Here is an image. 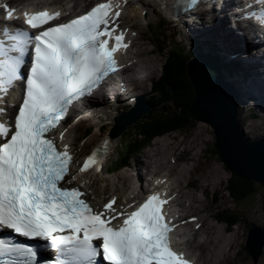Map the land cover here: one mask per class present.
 <instances>
[{
    "label": "snow or ice",
    "instance_id": "6c2138e0",
    "mask_svg": "<svg viewBox=\"0 0 264 264\" xmlns=\"http://www.w3.org/2000/svg\"><path fill=\"white\" fill-rule=\"evenodd\" d=\"M196 4L188 0L187 7ZM0 7L5 20L13 18L7 4ZM113 7L96 3L61 22H54L57 12H25L27 30L0 29V93L16 84L21 88L20 102L11 106L13 115L0 119V233L7 230L38 242L0 238V264H190L170 244L172 225L162 211L166 200L150 193L119 211L115 198L94 209L72 184L76 176L68 145L58 148L49 135L74 101L90 95L116 70L113 54L127 45L122 32L115 34L119 12L113 14ZM260 19L264 21V0ZM26 63L30 67L25 71ZM5 112L0 107V115ZM107 144L105 140L103 148ZM103 148L92 150L78 172L93 166L99 170ZM46 249H54L57 258L41 261L38 250Z\"/></svg>",
    "mask_w": 264,
    "mask_h": 264
},
{
    "label": "rangeland",
    "instance_id": "374dc122",
    "mask_svg": "<svg viewBox=\"0 0 264 264\" xmlns=\"http://www.w3.org/2000/svg\"><path fill=\"white\" fill-rule=\"evenodd\" d=\"M155 19L156 17L153 18L152 20L155 21ZM126 23L128 24V21H126ZM179 47L185 48L186 52L190 51L189 47L181 46V45H179ZM168 48L169 46H166L164 49V52H166ZM164 57H165V54L157 56L156 59L158 61H156V64H159L161 66V64L164 62ZM149 65L154 67L152 63H150ZM158 72H159V69L156 72H154L153 78L155 79L157 78ZM149 94H147L146 97ZM238 110L242 113V115L245 114L243 113L242 105L238 106ZM155 113L161 116L160 111H156ZM242 115L238 114L241 125H243L244 123H252L256 127L262 126V123L260 122H255L251 119H243V118L241 119ZM84 123H86V126H89V122H84ZM132 125L128 127L129 131L126 133V135L122 137V140L123 138L128 137L131 133L135 132L136 122L134 124L135 126L134 125L132 126ZM193 125H194L193 128L183 133H178L177 131L166 133L162 135V137H158L157 140H165L166 138L169 139L172 135L177 136L179 141H181V148L183 144L185 145V148L187 149L186 150L187 155L189 154V156L193 155L194 157L198 159L200 158L198 167L195 164L196 172L197 171L198 173L200 171L203 173L211 172V174L213 175V178H214L213 184L210 185V188H208L207 190V195L209 197L207 196L205 197V195L201 194L200 191H197V193H199L202 197H205L207 199V202L208 200H210L211 202L210 206H213V207H210L211 210H215V211L224 210L225 213L228 211L234 216L235 219L238 220L237 223L233 225V228L238 229V233H235L237 230L234 229L233 231H231V234L229 235L231 238V243L227 249H228V257L230 256L231 261L230 262L228 261L229 262L228 264H264V249L261 255L259 256L258 260L256 262H253L252 257L248 254V252H246V249L244 248L245 243H246V238H247V231L253 225L260 226L264 230V186H261L260 184L254 182L253 185L255 188H257V193L255 195H253L252 197H248V199L243 200L242 202L232 200L231 197L229 196V193L225 191V185L227 184V179L230 176V172L222 164V162L220 161V158L217 155H214L213 153L214 137H213V132H212L211 127L207 123L197 121V120L196 122H193ZM86 126H80L79 124L77 125V127H75L79 135L82 133L83 129ZM114 127L115 125L112 121L109 125L103 127L102 133L105 134V136H108V134L112 133V130ZM98 133L99 132L95 129V131L92 134V139H91L90 144L99 140L101 135H98ZM246 135H251L250 136L251 139L253 138L263 139L264 141V130H260V131L252 130L250 134L246 132ZM179 136H182L183 139L179 138ZM171 141L172 139H170V142ZM83 142L84 140H80L79 145L81 146ZM115 148L117 150H121V145L119 141L116 143ZM176 163L177 161L174 162V165H176ZM180 163L184 164L187 168H192L189 163L184 161V159H180L178 164L175 167L180 166ZM124 172L130 175H132L133 173V171L130 170V168H124L123 170H121L120 175H122V173ZM187 174L188 173L186 172V176H188ZM94 176L97 177V181H98L97 185L100 186V185H105L103 180H106L108 182L109 179H114L117 176V174H101L100 177H98L95 174ZM196 177H197V174L192 175V178H196ZM198 178L201 181L203 180L205 184L207 183L204 175H199ZM106 185L108 186V184ZM212 191L215 192L216 194L213 193ZM203 211L205 212V215H207L208 211L207 210H203ZM201 212H198V214ZM212 221L216 222L215 220H212ZM218 224L222 226L225 225L223 223H218ZM210 246H212V243H210ZM221 262H223V264H227V262L223 260H220L219 264Z\"/></svg>",
    "mask_w": 264,
    "mask_h": 264
},
{
    "label": "water",
    "instance_id": "95a60500",
    "mask_svg": "<svg viewBox=\"0 0 264 264\" xmlns=\"http://www.w3.org/2000/svg\"><path fill=\"white\" fill-rule=\"evenodd\" d=\"M191 71L192 65L189 66V75L193 80L196 97L188 107L189 112L198 121L211 126L214 146L232 174L264 186V143L244 138L231 94L206 68L201 69V82L195 79V74ZM141 102L138 99L133 109L134 116L125 121V124L121 119L118 120V125H123L120 132L146 113L147 109H140ZM246 246L253 262H256L264 246V231L260 227L255 226L248 231Z\"/></svg>",
    "mask_w": 264,
    "mask_h": 264
},
{
    "label": "bare ground",
    "instance_id": "6f19581e",
    "mask_svg": "<svg viewBox=\"0 0 264 264\" xmlns=\"http://www.w3.org/2000/svg\"><path fill=\"white\" fill-rule=\"evenodd\" d=\"M161 1L162 3H164L165 11H167L168 5H171V3L169 2V0H161ZM137 2H140L142 8H140V10L135 9L134 11H135L136 16L141 17V9L149 6V3L148 1H135L134 3H137ZM246 8H251V7L246 6ZM212 18H214L215 20V17L213 15H212ZM144 19L147 20V18H144ZM147 22H149V20H147ZM204 23L209 25L208 27H204V26L203 27L207 30L206 32L207 38L208 40H210L211 34L209 33L210 30L207 28H212L213 21L212 22L205 21ZM199 25L202 26L200 23ZM258 47L262 48V46L260 45H258ZM190 49L194 52H197V50L193 47H190ZM139 64L140 63H137L135 66L132 67V69L133 70L137 69ZM148 68L150 67L148 66L146 62L140 65V69L142 70H146ZM140 69L136 70V72L139 73ZM195 79L199 80L198 76H195ZM2 101L5 102L6 100L3 99ZM242 118H243V115L241 116V119ZM255 128L256 126L252 123H244L242 125V129L246 137L251 136V135H246V132L250 134V132L254 130ZM245 136L244 138L249 140ZM119 139H120V136L119 137H114L112 135L107 136V141L111 144V146H110V152L108 154L107 160L103 166V170L107 169L108 167L107 162L110 160L112 151L115 150L117 151V153L119 152V150L115 148V145L119 141ZM86 144H87V141H86ZM179 146H180L179 141L178 142H163L156 149L154 155L151 157L152 163H153L152 167L154 170H164L165 171L163 176L170 177L172 187L174 191L177 192V199H178L179 204H181L182 206H185L184 203L186 202V209L189 212H191L192 213L191 216L194 217V220H193V225L195 227L194 235H196L197 237L201 236V242H200L199 249L205 251L204 254L202 255L204 262L206 264H219V261L223 260V261H226L228 264L231 261L230 256L228 257V249H227L231 243V238L229 235L231 234V231H233L235 228L231 227L230 230H227L226 225L222 226L218 224V222L212 221L214 220V218H216V215L218 214V210L217 211L211 210L210 207H213V206H210L211 205L210 200H208L207 202V199L205 197L206 196L209 197L207 195V190L209 186L213 184V181H214L213 175L211 174V172L210 173H203L201 171L199 173L198 171L196 172L195 165L192 168H187L182 163H180V166L178 167H175L169 164L168 161H170L171 157H175L174 155L176 152H177V157H176L177 160L184 159L182 158L181 150L179 149ZM195 164L198 167L199 160ZM186 172L188 173L187 174L188 176H186ZM195 174H197V177L192 178V175H195ZM199 175H204V177L206 178V182H207L206 184L205 182H203V180L201 181L198 178ZM81 179L82 181H84L83 178ZM86 180H87V183L90 185L95 184V179L92 178V175L90 177L87 176ZM133 181H134L133 178L130 179V183ZM89 188H91V186H89ZM98 189L102 190L103 186L101 185L96 186L93 190V192L96 193L98 197H100L101 192ZM129 189H131L130 185L126 187V191ZM197 191H200L201 194L205 195V197H202L199 193H197ZM86 199L89 200V198H86ZM90 200H92L93 203L97 201L94 199H90ZM203 210L208 211L207 215L198 217L197 216L198 212H201ZM235 230H237L235 233H238V229H235ZM210 243H212V246H210ZM263 249H264V246H263Z\"/></svg>",
    "mask_w": 264,
    "mask_h": 264
},
{
    "label": "trees",
    "instance_id": "16d2710c",
    "mask_svg": "<svg viewBox=\"0 0 264 264\" xmlns=\"http://www.w3.org/2000/svg\"><path fill=\"white\" fill-rule=\"evenodd\" d=\"M180 50H174L171 55L166 59V66L164 69L163 76L160 80L158 88L160 92L166 95V98L171 101V106L175 108V112L171 113L168 111H162L165 117H159V119H152L151 113L158 108L157 105H153L151 111L146 115L147 121L140 126L139 134L135 133V137L126 139L125 150H133L140 143L150 139L151 136L157 132L167 128H185L186 126L192 127L194 118L187 110V106L194 98V90L191 86L190 80L185 73V69L182 66V60L179 57ZM211 61L214 57L209 56ZM212 69L216 70L217 66L212 62L210 63ZM209 65V66H210ZM167 85H170L172 92H166ZM139 135L140 137L138 138ZM216 154V151H214ZM253 182L244 180L235 175H230L227 180V192L229 196L238 202H242L247 197L253 196ZM224 215L225 220L231 218L230 215ZM235 219L234 217H232ZM236 221H231L229 224H235Z\"/></svg>",
    "mask_w": 264,
    "mask_h": 264
}]
</instances>
